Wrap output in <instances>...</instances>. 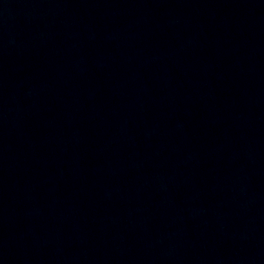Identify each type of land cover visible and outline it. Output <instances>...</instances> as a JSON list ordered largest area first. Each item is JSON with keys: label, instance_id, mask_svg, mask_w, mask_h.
Instances as JSON below:
<instances>
[{"label": "water", "instance_id": "obj_1", "mask_svg": "<svg viewBox=\"0 0 264 264\" xmlns=\"http://www.w3.org/2000/svg\"><path fill=\"white\" fill-rule=\"evenodd\" d=\"M0 264H264V0H0Z\"/></svg>", "mask_w": 264, "mask_h": 264}]
</instances>
